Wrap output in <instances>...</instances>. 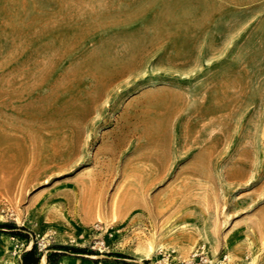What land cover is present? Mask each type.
<instances>
[{"label": "rangeland", "instance_id": "1", "mask_svg": "<svg viewBox=\"0 0 264 264\" xmlns=\"http://www.w3.org/2000/svg\"><path fill=\"white\" fill-rule=\"evenodd\" d=\"M31 248L264 264V0H0V264Z\"/></svg>", "mask_w": 264, "mask_h": 264}, {"label": "bare ground", "instance_id": "2", "mask_svg": "<svg viewBox=\"0 0 264 264\" xmlns=\"http://www.w3.org/2000/svg\"><path fill=\"white\" fill-rule=\"evenodd\" d=\"M159 136L162 138V137H165V131H163L162 132V134H161V132L159 133ZM163 141H164V139H163ZM159 142H161V141H159ZM158 142V144H160ZM163 143V142H162ZM161 143V144H162ZM157 144V145H158ZM163 145H164V143H163ZM149 165L148 166H144V165H142L143 167H137V169L140 171V172H142L143 173V176H142V179L140 180V181H138L136 184H135V186L132 188V190L134 191V194H135V196L136 195H140V196H142V195H144V193H145V187H146V185H147V183L148 182H150L151 180L149 179L150 177H149V175L150 176H153V172H155V171H153V170H155V168L152 166L153 165V163L152 164H150V163H148ZM151 165V166H150ZM112 169H113V167H112ZM156 169H158V168H156ZM147 170H150V172L151 173H149V175H148V172H147ZM159 170V169H158ZM157 170V171H158ZM145 172H146V176H148V177H146L145 176ZM179 191H177L176 192V194L178 193ZM176 197L177 196H172V197H169V198H167V199H165V201L163 200L161 203H162V207H165V206H169V204L170 203H172V202H174L175 201V199H176ZM138 205V204H137ZM118 201L115 203V207L116 208H118ZM140 206H143V204H140ZM147 208V207H146ZM170 240H171V243H173L172 245H216L215 243H212V242H210V241H208L209 239L207 238V237H204L202 240L201 239H199V238H197V236L196 235H194V234H192V233H185V234H183V236H173V237H170L169 238ZM139 245H148V248L149 249H152V248H155L156 246H154V245H163L162 243H160V242H155L153 239H147V238H145V239H143L141 242H139ZM256 255V254H255ZM252 260H251V264H254L255 263V260H256V257L254 256V257H252L251 258ZM46 263V256L45 255H43V257L41 258V263L40 264H45Z\"/></svg>", "mask_w": 264, "mask_h": 264}, {"label": "trees", "instance_id": "3", "mask_svg": "<svg viewBox=\"0 0 264 264\" xmlns=\"http://www.w3.org/2000/svg\"><path fill=\"white\" fill-rule=\"evenodd\" d=\"M22 263L23 264H39V257L36 256L35 250L33 248L23 253ZM132 264H140V263H132ZM144 264H149V260L145 259Z\"/></svg>", "mask_w": 264, "mask_h": 264}, {"label": "crops", "instance_id": "4", "mask_svg": "<svg viewBox=\"0 0 264 264\" xmlns=\"http://www.w3.org/2000/svg\"><path fill=\"white\" fill-rule=\"evenodd\" d=\"M183 31V29H179V32Z\"/></svg>", "mask_w": 264, "mask_h": 264}]
</instances>
